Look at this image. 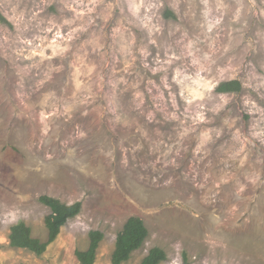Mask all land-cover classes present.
<instances>
[{"label": "rangeland", "instance_id": "1", "mask_svg": "<svg viewBox=\"0 0 264 264\" xmlns=\"http://www.w3.org/2000/svg\"><path fill=\"white\" fill-rule=\"evenodd\" d=\"M0 264H264V0H0ZM172 12L175 16L168 15ZM240 80V92L217 91ZM50 195L82 202L42 255Z\"/></svg>", "mask_w": 264, "mask_h": 264}, {"label": "trees", "instance_id": "2", "mask_svg": "<svg viewBox=\"0 0 264 264\" xmlns=\"http://www.w3.org/2000/svg\"><path fill=\"white\" fill-rule=\"evenodd\" d=\"M167 14L175 16L170 11ZM0 21H7L1 10ZM242 88L241 81L234 79L221 82L217 87V91L222 93L240 92ZM39 200L51 210L45 218L48 231L47 239L42 240L33 236L31 226L21 221L11 228L10 245L16 248H25L37 255H42L47 251L48 246L57 239L67 221L80 214L82 202L78 201L68 204L50 195H41ZM148 236L149 230L144 220L139 216L130 217L117 235L115 249L112 253V264H122L124 261L129 260L132 253L143 246ZM104 237V233L99 230L90 232L88 248L76 251V256L81 264L96 263L97 252ZM167 257V253L163 248L154 247L144 257L141 264H160L167 260ZM184 264H187V258Z\"/></svg>", "mask_w": 264, "mask_h": 264}]
</instances>
